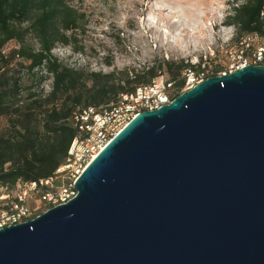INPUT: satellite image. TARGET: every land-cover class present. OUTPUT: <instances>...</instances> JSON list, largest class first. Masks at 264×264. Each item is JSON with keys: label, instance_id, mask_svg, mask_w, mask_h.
Masks as SVG:
<instances>
[{"label": "water", "instance_id": "water-1", "mask_svg": "<svg viewBox=\"0 0 264 264\" xmlns=\"http://www.w3.org/2000/svg\"><path fill=\"white\" fill-rule=\"evenodd\" d=\"M0 264H264V64L134 117Z\"/></svg>", "mask_w": 264, "mask_h": 264}, {"label": "trees", "instance_id": "trees-1", "mask_svg": "<svg viewBox=\"0 0 264 264\" xmlns=\"http://www.w3.org/2000/svg\"><path fill=\"white\" fill-rule=\"evenodd\" d=\"M235 1L226 22L236 26V41L248 32L264 37V0ZM85 18L75 0H0V118L5 119L0 127V185L13 189L19 182L54 176L67 162L75 138L86 133L80 117L90 108L104 113L124 94L166 72L168 81L182 88L185 69L202 68L185 60L110 72L69 66L52 51L57 44L71 45L72 33ZM29 36L36 38L38 48L28 42ZM10 41L18 45L5 51ZM92 121L90 116L87 123ZM36 204L45 206L39 197L30 203Z\"/></svg>", "mask_w": 264, "mask_h": 264}, {"label": "rangeland", "instance_id": "rangeland-1", "mask_svg": "<svg viewBox=\"0 0 264 264\" xmlns=\"http://www.w3.org/2000/svg\"><path fill=\"white\" fill-rule=\"evenodd\" d=\"M75 3L86 12L85 21L72 33L71 45L57 44L52 51L72 67L110 72L142 69L163 60H185L216 71L226 66L230 51L236 47L237 28L226 22L235 0H75ZM28 42L39 47L33 36H29ZM17 45L16 41H10L5 51ZM49 83L45 84L47 90ZM4 123L5 119L0 118V127Z\"/></svg>", "mask_w": 264, "mask_h": 264}, {"label": "built area", "instance_id": "built-area-1", "mask_svg": "<svg viewBox=\"0 0 264 264\" xmlns=\"http://www.w3.org/2000/svg\"><path fill=\"white\" fill-rule=\"evenodd\" d=\"M249 64H264V37L257 32H248L240 37L223 69L210 71L206 67L198 70L186 68L183 73L185 85L182 88L175 87L173 82L161 75L151 84L124 94L117 105L104 113L95 114L93 108L85 111L80 118L86 124L80 128L85 129L86 133L75 138L67 162L56 170L54 176L40 181L19 182L13 189L0 185V229L34 219L48 209L73 199L78 193L74 183L85 167L142 111L158 109L208 77L226 75ZM90 116L93 121L87 123ZM36 196L45 204L44 207L30 205Z\"/></svg>", "mask_w": 264, "mask_h": 264}]
</instances>
